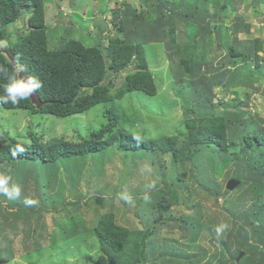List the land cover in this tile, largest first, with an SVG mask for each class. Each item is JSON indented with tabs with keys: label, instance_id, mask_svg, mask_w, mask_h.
Returning a JSON list of instances; mask_svg holds the SVG:
<instances>
[{
	"label": "rangeland",
	"instance_id": "1",
	"mask_svg": "<svg viewBox=\"0 0 264 264\" xmlns=\"http://www.w3.org/2000/svg\"><path fill=\"white\" fill-rule=\"evenodd\" d=\"M47 1L51 49L60 47L61 36L69 30L72 37L81 39L87 46L103 45L104 53L109 39L120 35L118 29L122 23H126L125 28H133L135 15H145L148 5L156 2ZM167 1L169 7L174 4L181 11L188 5L198 6L202 12L209 14L205 19L199 18L198 14L199 20L213 27L201 38L198 32L203 25L199 21L196 25L175 23L172 27L174 31L167 35L165 42L147 46L149 68L159 89L157 96L143 98L129 94L122 100L97 105L68 119L40 113L35 115L29 110H9L0 104V146L12 138L28 145L33 136H37L42 143L60 139L78 143L107 125L110 110L118 118V128L151 139L177 135L182 143L187 134L184 124L189 118V111H194L199 117L215 111L216 116L231 120L227 130L229 151L223 153L216 150L214 159L208 161L210 170H214L211 172L213 180L222 186L220 193L213 189L210 195L204 190H197L193 208L185 207L188 190L196 188L193 179L195 173L188 172L183 176L184 170H177L172 154L161 152H142L143 156L132 161V154L114 147L98 158H78L69 164L61 161L51 168L39 165L37 170L30 168V165H19L16 161L4 162L0 164V173L11 175L10 183L14 182L20 187L21 195L11 200L0 195V264L94 263L101 255L94 228L99 218L108 212L114 214L117 224L130 230L156 229V244L172 248V254L167 253V256L184 252L188 254L191 264H235L230 252L246 249V245L238 246L236 240L226 243L229 236L232 239L236 237L240 226L229 208L234 202L243 205L242 211L250 210L255 195L250 183L233 198L227 199L224 195L227 183L234 174L249 177L251 172L250 165L256 151L245 146L243 141L246 125L252 134L256 131L254 125L264 126V0H252L251 3L250 0H235L237 11L228 12L221 21L214 18L221 11L224 0ZM252 5L261 15H254ZM114 9L120 10L118 19L112 12ZM240 17L243 18L242 25L250 26V31L246 33L241 29L234 34L233 26L240 22L237 20ZM104 22L108 28L101 35ZM16 30L12 28L11 42L17 39ZM23 31L24 28L20 26V32ZM226 34L228 45H235L237 40L241 52L251 53L254 41L262 40L263 50L258 54L262 58V67L258 69L254 61L244 62L241 58L236 67L221 65L220 61L227 53L222 43V37ZM177 35L178 40L171 42L170 39ZM5 47L1 45L2 50L7 51ZM198 56L205 64L201 75L194 76L181 61L188 60L193 67ZM128 73L110 75L108 80L113 83L114 91L123 86ZM248 74H254L257 79L249 81ZM180 77L183 82L181 89L174 81ZM205 87L208 92L204 90ZM251 121L256 123L251 124ZM236 155L240 156L239 161ZM261 163L264 171V159ZM161 170L164 173L161 174ZM163 174L173 183L177 193L170 197L173 204L166 214V223L162 222L158 208L148 204L150 198L141 201V198L149 197L150 192L164 186L161 180ZM124 192L131 196L134 205L117 199L118 194ZM95 198L106 200V203ZM25 199H33L36 203L29 208L24 203ZM17 207L23 214H18ZM186 214L198 219L201 224L195 242L189 240L181 227L189 220L188 217L185 219ZM220 224H227L228 227L217 234L215 228ZM202 256L205 257L200 260ZM163 257L165 262L159 259V264H185L180 258L177 261L173 257V260ZM157 258L156 255L153 259ZM247 261L248 264H258L252 254L248 255Z\"/></svg>",
	"mask_w": 264,
	"mask_h": 264
},
{
	"label": "trees",
	"instance_id": "2",
	"mask_svg": "<svg viewBox=\"0 0 264 264\" xmlns=\"http://www.w3.org/2000/svg\"><path fill=\"white\" fill-rule=\"evenodd\" d=\"M234 3L235 0H224L221 11L214 19L221 21L228 12L235 13L237 8ZM168 4L167 0H156L155 3L149 4L145 15H135L132 21L133 28H125L126 23H122L121 28L118 29L120 35L109 39L104 53L103 45L87 46L81 39L72 37L69 30L67 34L63 33L61 36L60 47L51 49L47 27L49 6L47 0H0V42L6 44L5 49L8 51L2 50L0 45V96L5 95L3 85L7 83L8 76L15 75L17 79H20L19 71H21L28 78L34 77L41 83V87L36 91L43 106L37 109L29 97L15 105L10 102H0V104L9 110H29L35 115L40 113L68 119L85 113L97 105L122 100L129 94H137L143 98L157 96L159 89L149 68L147 46L165 42L167 35L174 31L172 27L175 23L189 25L199 21V24L203 25L198 32L201 38L213 27L212 24L199 20L200 17L205 19L209 14L202 12L198 6L188 5L184 11H181L178 6L171 4L169 7ZM252 7L254 15L258 16L261 12L255 9L254 5ZM177 8L178 10L175 11ZM112 12L118 19L120 10L114 9ZM262 16L264 21V14ZM242 19V17L238 18L240 22L233 26L234 34L241 29L246 33L250 31V26L242 25ZM20 26L24 28L23 32H20ZM12 28L17 29V39L14 42H11ZM107 28L108 25L104 22V29L100 30V34L102 35ZM178 37L179 35L172 37L171 42L177 41ZM222 43L227 53L220 61L221 65L236 67L241 58L244 62L254 61L258 69L262 67L260 64L262 58L258 55L263 50L262 40L254 41V46L250 49L251 53L241 52L237 40L235 45L230 47L227 34L223 35ZM198 57L194 60L193 67L188 60L181 61L186 70L192 71L194 76L199 75L205 64L202 57ZM125 71L129 73L125 77L123 86L114 91L113 83L108 80L110 75ZM247 79L253 81L257 77L254 74H248ZM174 81L181 89L182 77ZM204 90L208 92L206 87ZM109 112L107 125L78 143L64 139L42 143L37 136H33L31 143L27 145L12 138L7 144L0 146V164L16 161L19 165H30V168L34 167V170H37L39 165L51 168L61 161H67L69 164L70 161L78 158L88 156L98 158L114 147L132 154V161H136V157L143 156L142 152H161L172 154L177 170H184L183 176H186L188 172L195 173L193 179L196 188L188 190L189 198H186L185 207L193 208L197 190H204L210 195L213 189L220 193L222 186L213 180L211 172L214 170H210L208 161L214 159L216 150L223 153L229 151L227 130L230 118L216 116L215 111L201 117L194 111H189V118L184 124L187 134L181 143L177 135L151 139L146 138V135L129 133L123 128H118L117 116L113 111ZM252 123L256 122L251 121ZM248 127L247 124L243 141L245 146L256 151L253 163L250 165L251 172L249 177L234 174L233 178H237L240 185L234 190L235 193L226 189L224 196L227 199L233 198L234 194L245 190L246 184L250 183V188L255 195L254 202L250 210L243 211V205L231 203L229 210L235 215L236 223L240 222L238 223L240 226L236 237L232 239V236H229L226 243H233L232 241L236 240L238 246H247L245 250L230 252L231 257L235 259V264L242 251L245 252V256L238 264H248L249 254L257 259L258 264H264V171L261 165L264 159V126L261 128V124L254 125L256 131L253 134L249 133ZM235 157L239 161L240 156ZM160 172L164 173L162 170ZM162 176L164 186L149 193L150 203L148 204L158 208L160 216L163 217L162 222L166 223V214L170 212L173 204L170 197L176 196L177 193L166 175ZM95 199L106 203V200L101 198ZM142 200L145 201L144 198H141ZM19 208L17 207L18 214L21 213ZM187 217L189 220H186L181 227L189 240L195 242L201 230V224L198 219H192L193 217L189 214H186L185 219ZM94 234L101 255L90 264H159L157 262L159 259L165 262L163 256L170 260H173V257L177 261V258H180L185 264L192 262L188 259V254L184 252L167 256V253L172 254V248L169 245L166 247L163 244H156V229L130 230L117 224L112 212L103 214L99 218ZM156 255L158 258L154 260ZM204 257L202 256L200 260Z\"/></svg>",
	"mask_w": 264,
	"mask_h": 264
},
{
	"label": "clouds",
	"instance_id": "3",
	"mask_svg": "<svg viewBox=\"0 0 264 264\" xmlns=\"http://www.w3.org/2000/svg\"><path fill=\"white\" fill-rule=\"evenodd\" d=\"M0 45L6 46L3 42ZM41 87V83L34 77L27 79H17L15 75L8 76V81L3 85L5 95L0 96V102L18 104L21 100L27 99L35 90ZM236 179V178H235ZM12 181L11 175L0 173V195L6 196L8 199L18 198L21 195L20 187ZM118 200H124L129 205H134V201L126 192L118 194ZM146 201L147 196L144 198ZM26 205H33L36 203L33 199H25ZM228 227L227 224H220L215 228L217 234H220Z\"/></svg>",
	"mask_w": 264,
	"mask_h": 264
},
{
	"label": "water",
	"instance_id": "4",
	"mask_svg": "<svg viewBox=\"0 0 264 264\" xmlns=\"http://www.w3.org/2000/svg\"><path fill=\"white\" fill-rule=\"evenodd\" d=\"M13 61H14V64H16L15 60ZM16 69L18 70L17 66H16ZM19 78L27 79L28 77L23 72L19 71ZM29 98L31 99L32 104L36 106L37 109H40L43 106V103L41 102L40 97L36 90L29 96ZM239 185H240V181L238 179L232 178L228 181L226 189L232 192L237 187H239ZM244 254H245L244 252H241L239 258L237 259L238 262L241 260Z\"/></svg>",
	"mask_w": 264,
	"mask_h": 264
}]
</instances>
